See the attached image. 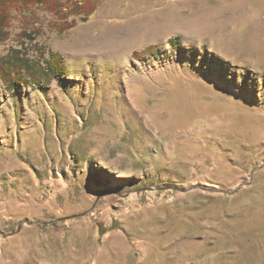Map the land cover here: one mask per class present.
I'll use <instances>...</instances> for the list:
<instances>
[{
  "label": "rangeland",
  "instance_id": "374dc122",
  "mask_svg": "<svg viewBox=\"0 0 264 264\" xmlns=\"http://www.w3.org/2000/svg\"><path fill=\"white\" fill-rule=\"evenodd\" d=\"M8 31L63 65L0 77V264H264V0H50Z\"/></svg>",
  "mask_w": 264,
  "mask_h": 264
},
{
  "label": "trees",
  "instance_id": "16d2710c",
  "mask_svg": "<svg viewBox=\"0 0 264 264\" xmlns=\"http://www.w3.org/2000/svg\"><path fill=\"white\" fill-rule=\"evenodd\" d=\"M48 1L50 0H0V45L10 36L8 27L15 7H20L21 10L26 11L34 4H45ZM54 8L64 10L66 6L57 4ZM85 12L90 13L80 3H77L75 8L71 10V13L77 14ZM24 36L35 39L32 33L26 32ZM170 42L174 48H179L182 44L179 37L171 39ZM160 48V45H152L146 48L144 52H136L135 55L156 56ZM43 65V62L40 63L30 58L21 49L12 48L6 56H0V77L6 88L14 94L19 86L28 83V80L31 81L30 83L42 84L41 81L50 82L59 74H62L63 57L59 53H50V59H47L46 65Z\"/></svg>",
  "mask_w": 264,
  "mask_h": 264
},
{
  "label": "bare ground",
  "instance_id": "6f19581e",
  "mask_svg": "<svg viewBox=\"0 0 264 264\" xmlns=\"http://www.w3.org/2000/svg\"><path fill=\"white\" fill-rule=\"evenodd\" d=\"M107 166H108V165H106L105 163H101V164H100V167H101V168H105V167L107 168Z\"/></svg>",
  "mask_w": 264,
  "mask_h": 264
},
{
  "label": "water",
  "instance_id": "95a60500",
  "mask_svg": "<svg viewBox=\"0 0 264 264\" xmlns=\"http://www.w3.org/2000/svg\"><path fill=\"white\" fill-rule=\"evenodd\" d=\"M224 191H226V190H224ZM233 192H235V191H233Z\"/></svg>",
  "mask_w": 264,
  "mask_h": 264
}]
</instances>
